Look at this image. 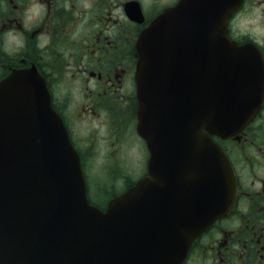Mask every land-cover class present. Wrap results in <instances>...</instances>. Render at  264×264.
Listing matches in <instances>:
<instances>
[{
    "label": "water",
    "instance_id": "obj_1",
    "mask_svg": "<svg viewBox=\"0 0 264 264\" xmlns=\"http://www.w3.org/2000/svg\"><path fill=\"white\" fill-rule=\"evenodd\" d=\"M240 2L182 0L140 35L137 132L159 156L105 211L87 203L44 81L20 70L1 86L15 85L0 100V264H180L230 210L233 173L205 131L236 133L262 100L257 50L226 37Z\"/></svg>",
    "mask_w": 264,
    "mask_h": 264
},
{
    "label": "flooded vegetation",
    "instance_id": "obj_2",
    "mask_svg": "<svg viewBox=\"0 0 264 264\" xmlns=\"http://www.w3.org/2000/svg\"><path fill=\"white\" fill-rule=\"evenodd\" d=\"M180 1L0 0V83L37 70L79 156L86 197L100 210L147 176L148 150L136 133V41ZM248 17L259 35L244 29ZM226 35L257 48L264 71V0H242ZM213 140L233 168L235 203L182 264H264V94L243 130Z\"/></svg>",
    "mask_w": 264,
    "mask_h": 264
},
{
    "label": "rangeland",
    "instance_id": "obj_3",
    "mask_svg": "<svg viewBox=\"0 0 264 264\" xmlns=\"http://www.w3.org/2000/svg\"><path fill=\"white\" fill-rule=\"evenodd\" d=\"M243 27L247 31H252L256 35H259L262 31L260 28L257 26V21L256 18L254 17H248L243 21Z\"/></svg>",
    "mask_w": 264,
    "mask_h": 264
}]
</instances>
